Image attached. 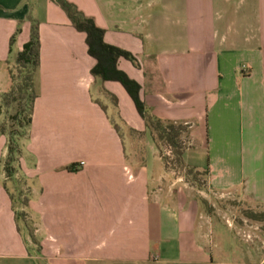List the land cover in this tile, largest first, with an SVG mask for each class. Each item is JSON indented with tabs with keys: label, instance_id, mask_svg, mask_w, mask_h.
<instances>
[{
	"label": "crops",
	"instance_id": "crops-1",
	"mask_svg": "<svg viewBox=\"0 0 264 264\" xmlns=\"http://www.w3.org/2000/svg\"><path fill=\"white\" fill-rule=\"evenodd\" d=\"M67 1L104 29L106 43L136 57L139 66L120 57L118 68L152 113L187 125L184 166L207 173L209 192L264 208V0ZM33 21L38 95L19 171L37 251L50 264H65L76 244L116 264H264L224 258L197 223L211 218L202 191L165 166L123 86L91 75L85 33L55 2L0 0V94ZM6 142L0 134V169ZM2 180L0 170V264H36Z\"/></svg>",
	"mask_w": 264,
	"mask_h": 264
},
{
	"label": "trees",
	"instance_id": "trees-1",
	"mask_svg": "<svg viewBox=\"0 0 264 264\" xmlns=\"http://www.w3.org/2000/svg\"><path fill=\"white\" fill-rule=\"evenodd\" d=\"M51 1L55 2L65 12L71 25L77 31L85 33L87 52L96 60L95 65L90 71L91 75L99 78L102 82H119L132 99L146 127L153 134V139L165 166L174 169V167L169 165V155L166 156L167 151H170L174 158L173 163L178 167V170L181 168L185 169L182 154L185 148L184 137L187 135V125L163 121L154 115L140 97V84L118 68L117 62L120 57L129 60L135 66H139L136 57L129 51L106 43L103 39L104 29L97 26L92 17L83 14L75 4L67 0ZM19 30L20 28H17L11 36L10 46H12L15 35ZM13 64L16 66L17 71L13 72L10 68V85L5 92L0 94V116L3 110L7 114V123L0 124V134L4 135L7 140L6 154L1 162L3 175L2 185L10 196L15 219L19 222V230L21 229L22 234L26 237L25 231L20 226V220L22 219L26 227L27 224L24 218L27 216V213L17 211L15 205L17 203L22 209H27L29 203V187L28 193L24 198H21L20 194L15 197L14 192H21L19 185L22 182L27 184L24 179L22 181L16 179L15 176L20 170L19 160L22 155V143L28 138L33 120L34 102L38 95L35 85L40 64V39L37 22L33 21L31 23L29 39L24 43L22 50L16 55ZM103 94L109 98L113 107L116 108L117 98L115 95L105 90ZM94 102L98 103L105 112L107 111L106 106L101 101L94 99ZM108 119L117 133L121 135L119 116H108ZM66 169L72 170V165L67 166ZM189 169L193 170L191 168ZM9 184L14 187V191L13 189L11 190ZM28 236L35 242L32 232H29Z\"/></svg>",
	"mask_w": 264,
	"mask_h": 264
},
{
	"label": "rangeland",
	"instance_id": "rangeland-1",
	"mask_svg": "<svg viewBox=\"0 0 264 264\" xmlns=\"http://www.w3.org/2000/svg\"><path fill=\"white\" fill-rule=\"evenodd\" d=\"M11 69L13 72L17 71L14 64L11 65ZM6 117L7 114L5 113V110H3V113L0 116V124L7 123ZM166 156L169 158V165L174 167L173 170L175 174L181 175L186 183L193 185L195 189L202 191L200 195L207 199H202L201 205L207 215L211 217L210 223L208 222L209 224L207 225L206 217L203 216L197 219V223L200 222V224H202V229L208 233L209 239H212L220 245L223 249L221 252L224 258H226V260H231L232 258H248L251 261H259L263 259L264 208L253 202L247 201L244 198H239V195L234 197L232 194H213L212 192H209L207 186V173L197 172L190 170L189 168H181L178 170V167L173 163L174 158L170 151H167ZM0 170L2 174V166ZM15 177L22 181L24 179L20 171H18ZM9 186H11V184H9ZM13 188L14 187L11 186V190ZM19 190L21 191L20 193L17 191L14 192L15 197L20 194L21 198H24L28 193L27 184L22 182L19 185ZM15 206L17 207V211H24V213H27V216L24 218L27 226L25 227L22 219L20 220V226L25 231L29 245L33 247V249L30 250L34 259L33 261H35L36 264H50L49 258L43 257L40 252H38L40 245L34 234L35 242H33L31 237L28 236L29 232L34 233L35 228L37 227L32 215L27 212V209H22L17 203ZM207 226H210V228ZM47 234V231H42L38 238L39 241H41V238H45ZM217 249L218 248L214 249V254L218 256L220 250ZM232 249H234L235 252L232 253ZM91 254H93V252L90 245L85 244L84 246H79V244H76L74 251L68 256V258H66L68 260H65L64 263L116 264V262L113 261L91 258Z\"/></svg>",
	"mask_w": 264,
	"mask_h": 264
},
{
	"label": "built area",
	"instance_id": "built-area-1",
	"mask_svg": "<svg viewBox=\"0 0 264 264\" xmlns=\"http://www.w3.org/2000/svg\"><path fill=\"white\" fill-rule=\"evenodd\" d=\"M80 164H83V162H81Z\"/></svg>",
	"mask_w": 264,
	"mask_h": 264
}]
</instances>
